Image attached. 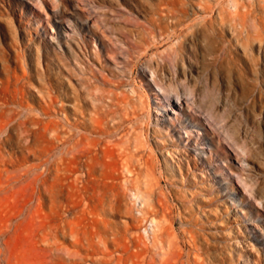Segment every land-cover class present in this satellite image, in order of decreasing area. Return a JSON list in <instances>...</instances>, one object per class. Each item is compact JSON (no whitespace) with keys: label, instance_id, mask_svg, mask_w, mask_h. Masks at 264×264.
I'll list each match as a JSON object with an SVG mask.
<instances>
[{"label":"rangeland","instance_id":"374dc122","mask_svg":"<svg viewBox=\"0 0 264 264\" xmlns=\"http://www.w3.org/2000/svg\"><path fill=\"white\" fill-rule=\"evenodd\" d=\"M262 221L264 0H0V264H264Z\"/></svg>","mask_w":264,"mask_h":264},{"label":"bare ground","instance_id":"6f19581e","mask_svg":"<svg viewBox=\"0 0 264 264\" xmlns=\"http://www.w3.org/2000/svg\"><path fill=\"white\" fill-rule=\"evenodd\" d=\"M51 18L53 19L54 22H56L55 19H59L60 18V14H57L56 12H52ZM66 21L69 22V20H67V19H66ZM77 22L81 23L78 20H77ZM56 23H59V22H56ZM59 27L61 28L63 33L66 32L62 28L61 24H59ZM155 85L158 87V89L160 91L159 96H162L163 98H167V99L172 98V100H173L172 101V105L167 103L168 106H170V108H171L170 112L174 111V113L180 115L178 118L176 117V118L170 120L169 113L166 112V110H164L166 105H158V106L154 107V110L157 111V115H159L161 117V120H160L161 122L160 123H161L162 127L166 131H170L172 133V134L169 135V138H170L169 140L172 141L173 140V136L177 137L180 134H183L185 136H182V140L184 139L183 141L185 143H187V144H183L184 147H186L187 145H190V143L193 142V139H192V141L189 139L190 136H195L199 141H202V138L199 139V136H203L204 133L200 132V129L198 128L200 125H198L196 123L194 124V121L190 120L189 116L187 117V115L185 114V109L187 107L190 106L191 108H194V109L197 107L196 106V102L193 100L192 94L190 92H188V91L180 93V92H177V91L173 90L171 87L164 88L161 84L156 83V82H155ZM181 94H183L184 98L181 97ZM182 98H183V100H186V102H187L186 104L189 105V106H183L182 105V103H181ZM221 106H222L221 114L219 115V120L221 121V123L220 122H219V124L215 123L214 126L217 127L216 128L217 130L218 129L221 130V133L223 134V139L225 141L228 140L230 142L228 145L232 148L233 146H236V144L234 143V141L229 139V137L227 136V133L224 130V127L222 125V122L224 121L222 113L224 112L225 103H222ZM196 111H197V109H196ZM133 141H134V139L131 142H133ZM202 145H206V148L208 150L210 149V147H209L210 143L209 144L208 143H202ZM236 148L240 151V153L242 152V148L241 147L236 146ZM192 151H193V156L192 157L194 159H196V157H197L198 160H201L202 163L204 162L210 167L209 160L208 159L207 160L202 159L203 158L202 157V155H203V151L202 150L193 149ZM240 162H242V159L240 160ZM211 173L213 174V178L216 179V173L212 172V170H211ZM238 178H239V176L236 178V180ZM216 182H218V181H216ZM242 183H243V180H242ZM129 196L132 199H134V200H137V201L139 200V195H138L137 192L136 193L133 192V191L129 192ZM234 199H235V197L233 196V193H231L230 200L232 201ZM231 201H228V202L231 203ZM239 203H241V202H239ZM239 213H241V212H239ZM152 225L155 226V223L152 220H150L148 227H152ZM258 228H260V232H264V222L263 221H262V225L258 226ZM262 251L264 252V244H262Z\"/></svg>","mask_w":264,"mask_h":264}]
</instances>
